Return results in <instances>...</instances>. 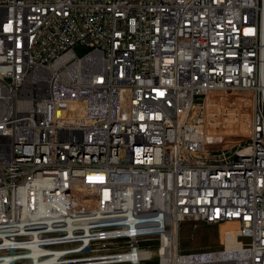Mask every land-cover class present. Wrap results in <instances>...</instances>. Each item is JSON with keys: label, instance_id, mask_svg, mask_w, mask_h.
I'll return each instance as SVG.
<instances>
[{"label": "built area", "instance_id": "1", "mask_svg": "<svg viewBox=\"0 0 264 264\" xmlns=\"http://www.w3.org/2000/svg\"><path fill=\"white\" fill-rule=\"evenodd\" d=\"M185 221L237 252H183ZM213 263L264 264V0H0V264Z\"/></svg>", "mask_w": 264, "mask_h": 264}, {"label": "rangeland", "instance_id": "2", "mask_svg": "<svg viewBox=\"0 0 264 264\" xmlns=\"http://www.w3.org/2000/svg\"><path fill=\"white\" fill-rule=\"evenodd\" d=\"M91 49L86 43H78L74 47L79 57ZM242 95L229 92L213 94L207 102L210 114L206 121L207 131L209 135L220 138V143L228 150L249 141L251 104ZM232 228L238 229V225L226 223L220 226L202 222L194 226L193 223L185 221L180 228V249L183 252L220 251L223 249V232Z\"/></svg>", "mask_w": 264, "mask_h": 264}, {"label": "bare ground", "instance_id": "3", "mask_svg": "<svg viewBox=\"0 0 264 264\" xmlns=\"http://www.w3.org/2000/svg\"><path fill=\"white\" fill-rule=\"evenodd\" d=\"M228 233H230V234L226 235V249L222 252H217L216 254H214L212 256L213 258L220 256L221 257L220 260H226L231 255H233L237 252L236 247L238 246V244L240 242V240L237 236L238 229L237 228L228 229ZM206 258H210V256H206ZM213 264H216V263H213Z\"/></svg>", "mask_w": 264, "mask_h": 264}]
</instances>
